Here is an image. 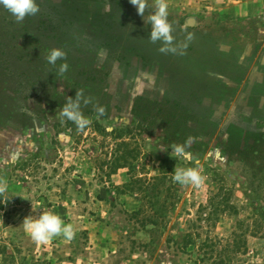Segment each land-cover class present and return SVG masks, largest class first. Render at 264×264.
Listing matches in <instances>:
<instances>
[{"label": "rangeland", "instance_id": "rangeland-1", "mask_svg": "<svg viewBox=\"0 0 264 264\" xmlns=\"http://www.w3.org/2000/svg\"><path fill=\"white\" fill-rule=\"evenodd\" d=\"M36 3L23 22L0 5V264H264V0H167L183 55L129 0ZM77 90L83 130L60 115ZM197 166L199 188L173 181ZM43 212L74 239L33 241Z\"/></svg>", "mask_w": 264, "mask_h": 264}, {"label": "clouds", "instance_id": "clouds-1", "mask_svg": "<svg viewBox=\"0 0 264 264\" xmlns=\"http://www.w3.org/2000/svg\"><path fill=\"white\" fill-rule=\"evenodd\" d=\"M129 2L136 7L137 14L144 20L146 25H151L152 30L148 37L150 43L161 42L162 47L159 51L163 54H177L183 55V48L185 45L174 44V28L168 20V4L167 0H155L156 10L151 14L145 16L146 8L148 7L146 0H129ZM0 5L7 9L16 19L17 22H23L28 16H35L39 13L40 8L36 3V0H0ZM104 11H111V3H105ZM193 39L192 34H188L187 41ZM47 62L51 65H55L58 60H65L66 53L63 49L53 48L50 54L46 57ZM69 65L62 63L58 69L59 74L63 75L67 72ZM62 87V85H61ZM81 103L87 106L92 103L90 97H85L83 90H77L75 99L67 97L65 105L61 110V117L66 118L74 122L81 130L86 128L90 123V119L85 117L81 111ZM98 115H103L105 108L99 105H93ZM194 142L193 137H189L184 145H173L174 153L186 160H191V153L186 151V147L190 146ZM173 181L180 185H194L197 188L202 186L206 177L201 174L197 167L189 168H174ZM7 190V181L0 178V194H3ZM23 227L26 233H28L32 240L38 244H47L55 236L63 235L69 241L74 239L75 232L71 224L65 225L62 219L52 213L43 212L38 219H32L31 216L26 217L23 220Z\"/></svg>", "mask_w": 264, "mask_h": 264}, {"label": "water", "instance_id": "water-1", "mask_svg": "<svg viewBox=\"0 0 264 264\" xmlns=\"http://www.w3.org/2000/svg\"><path fill=\"white\" fill-rule=\"evenodd\" d=\"M196 24L195 19L191 18L188 20L187 25H189L190 27H193Z\"/></svg>", "mask_w": 264, "mask_h": 264}, {"label": "trees", "instance_id": "trees-1", "mask_svg": "<svg viewBox=\"0 0 264 264\" xmlns=\"http://www.w3.org/2000/svg\"><path fill=\"white\" fill-rule=\"evenodd\" d=\"M122 166V165H121ZM121 166L119 168H121Z\"/></svg>", "mask_w": 264, "mask_h": 264}]
</instances>
